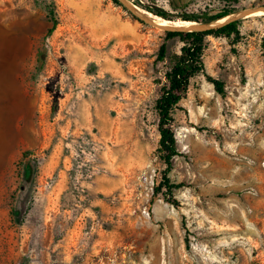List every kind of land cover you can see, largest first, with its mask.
Returning a JSON list of instances; mask_svg holds the SVG:
<instances>
[{
    "label": "rangeland",
    "instance_id": "rangeland-1",
    "mask_svg": "<svg viewBox=\"0 0 264 264\" xmlns=\"http://www.w3.org/2000/svg\"><path fill=\"white\" fill-rule=\"evenodd\" d=\"M128 1L198 24L226 9ZM238 30L205 37L174 110L171 193L156 102L185 44L113 0H0V264H264V16Z\"/></svg>",
    "mask_w": 264,
    "mask_h": 264
},
{
    "label": "trees",
    "instance_id": "trees-1",
    "mask_svg": "<svg viewBox=\"0 0 264 264\" xmlns=\"http://www.w3.org/2000/svg\"><path fill=\"white\" fill-rule=\"evenodd\" d=\"M119 3L118 0H113ZM226 3V9L220 11L211 19L216 21L223 17L233 14L236 10L230 5L237 4L240 0H219ZM53 20V27L48 31L47 36L50 37L57 27L54 11L50 10ZM163 17V14H158ZM187 21L201 22L199 19L187 18ZM240 20L234 21L220 29L207 30L203 32H166V39L179 38L185 45L181 49V54L174 56L169 70L165 74L166 84L162 88L161 96L156 102V112L158 115V132L160 135L159 154L160 159L166 165V171L163 174L162 185L169 192L177 186L174 185L169 177L172 168L173 158L179 155L178 144L172 131L174 122V110L179 107L181 101L185 98L191 80L198 74L203 73L204 63L202 60L205 49V37L212 33L231 37L239 35ZM264 48V42H263ZM167 54V45L164 43L159 52V60L164 61ZM217 93L224 96V84L219 80H211ZM30 171V170H29Z\"/></svg>",
    "mask_w": 264,
    "mask_h": 264
},
{
    "label": "water",
    "instance_id": "water-1",
    "mask_svg": "<svg viewBox=\"0 0 264 264\" xmlns=\"http://www.w3.org/2000/svg\"><path fill=\"white\" fill-rule=\"evenodd\" d=\"M120 4H122L133 16L138 18L139 20L145 22L148 25L160 28L161 30H164L165 32H203L207 30H214V29H220L234 21H238L241 19H245L247 17H251V15L258 13V12H264V6L257 7L255 9H249V10H242L238 13L232 14L233 18L230 20H227L225 22H220L222 19L228 17H223L216 21H210V22H204L200 23L196 27H175V26H164L161 25L154 20L148 18L145 15H142L139 13L136 9H134L133 5L128 0H118ZM231 16V15H229Z\"/></svg>",
    "mask_w": 264,
    "mask_h": 264
},
{
    "label": "bare ground",
    "instance_id": "bare-ground-1",
    "mask_svg": "<svg viewBox=\"0 0 264 264\" xmlns=\"http://www.w3.org/2000/svg\"><path fill=\"white\" fill-rule=\"evenodd\" d=\"M134 9H136L139 13H141L142 15L147 16L148 18L154 20L155 22L164 25V26H175V27H196L199 24L194 22V21H187V20H181V21H169V20H164L159 16H156L155 14H153L152 12H148L144 9L138 8L136 6H133ZM251 16H264V12H258L255 13ZM231 18H233V15L228 16L224 19H222L220 22H225L227 20H230ZM248 18V17H247Z\"/></svg>",
    "mask_w": 264,
    "mask_h": 264
}]
</instances>
